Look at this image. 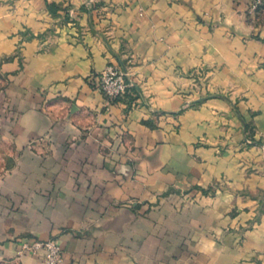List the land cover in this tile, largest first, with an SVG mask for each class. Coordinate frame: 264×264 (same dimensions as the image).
I'll return each mask as SVG.
<instances>
[{"label":"crops","instance_id":"crops-1","mask_svg":"<svg viewBox=\"0 0 264 264\" xmlns=\"http://www.w3.org/2000/svg\"><path fill=\"white\" fill-rule=\"evenodd\" d=\"M250 2L0 0V264H44L20 249L50 240L60 264H264V157L245 146L247 124L264 138V15L248 19ZM110 64L133 91L107 105Z\"/></svg>","mask_w":264,"mask_h":264},{"label":"built area","instance_id":"built-area-1","mask_svg":"<svg viewBox=\"0 0 264 264\" xmlns=\"http://www.w3.org/2000/svg\"><path fill=\"white\" fill-rule=\"evenodd\" d=\"M92 1V0H90ZM264 10V0H251L246 13L254 15ZM97 88L103 95L106 104L110 105L124 97L133 88L125 71L117 65H107V67L97 76ZM43 252L44 264H60L63 260L61 248L54 241L32 242L21 245L20 253Z\"/></svg>","mask_w":264,"mask_h":264},{"label":"rangeland","instance_id":"rangeland-1","mask_svg":"<svg viewBox=\"0 0 264 264\" xmlns=\"http://www.w3.org/2000/svg\"><path fill=\"white\" fill-rule=\"evenodd\" d=\"M260 15H264V10L259 11L255 13L254 15H248L246 13V17L248 19H253V20H255L257 16H260ZM191 71H193L189 75L191 78V83H193L194 85H202V83L206 81V74L208 71H210V69L207 68L206 66H201L199 69H196V70L194 69ZM5 85H6V77L5 75L3 76L0 73V90L5 88ZM9 112L10 110L8 109L7 106L4 105V107H0V116L5 115L6 113H9ZM255 115H257V113L255 112L250 113V116L252 119ZM2 126L3 125H0V132L5 130ZM255 128L256 127L251 124H247L245 126V132H246L245 146L246 147H251V146L257 147L258 149L261 150V153L264 157V138L262 137L255 138V136L257 135ZM11 152H12V149H11L10 143L6 140L3 141L0 139V177L5 174V171L8 169V166L13 161ZM253 199L255 200V203L253 204V207H252L253 213L255 216V221L258 222L261 219L264 220V189H260L256 191L255 194L253 195ZM247 229H249V227Z\"/></svg>","mask_w":264,"mask_h":264},{"label":"trees","instance_id":"trees-1","mask_svg":"<svg viewBox=\"0 0 264 264\" xmlns=\"http://www.w3.org/2000/svg\"><path fill=\"white\" fill-rule=\"evenodd\" d=\"M131 91H133V89H130V91L129 92H131ZM121 100V99H120Z\"/></svg>","mask_w":264,"mask_h":264}]
</instances>
